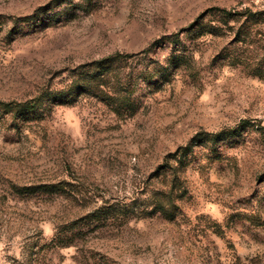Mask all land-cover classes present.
Returning <instances> with one entry per match:
<instances>
[{"label": "rangeland", "instance_id": "obj_1", "mask_svg": "<svg viewBox=\"0 0 264 264\" xmlns=\"http://www.w3.org/2000/svg\"><path fill=\"white\" fill-rule=\"evenodd\" d=\"M262 12L0 0V264H264Z\"/></svg>", "mask_w": 264, "mask_h": 264}, {"label": "trees", "instance_id": "obj_2", "mask_svg": "<svg viewBox=\"0 0 264 264\" xmlns=\"http://www.w3.org/2000/svg\"><path fill=\"white\" fill-rule=\"evenodd\" d=\"M264 12L258 14V16H254L253 19H255V22H259L261 20V17H263ZM241 29H238L237 31H235V35H237V37H235V41H242L245 44L248 43H252L254 40L249 39L247 36H245L244 38L239 35L241 34ZM238 33V34H237ZM262 63L259 62V64H255L254 62L251 63V67L254 70V74L259 75L260 77H264V59H262L261 61ZM55 244L59 245V246H63V245H70L71 244V240H65V235L58 233L56 235V238H54L53 240Z\"/></svg>", "mask_w": 264, "mask_h": 264}]
</instances>
